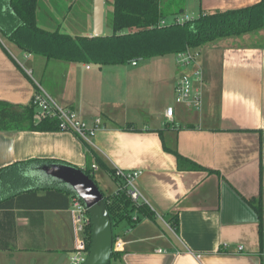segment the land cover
<instances>
[{
	"label": "crops",
	"instance_id": "crops-1",
	"mask_svg": "<svg viewBox=\"0 0 264 264\" xmlns=\"http://www.w3.org/2000/svg\"><path fill=\"white\" fill-rule=\"evenodd\" d=\"M260 1L186 0L184 15L195 19ZM188 3L192 14L186 10ZM93 13L94 0H39L38 26L49 32L59 28L73 37H94ZM17 25L8 0H0V103L30 107L39 85L58 105L73 109L90 125L102 120L93 148L111 172H141L136 187L156 217L143 218L134 227L125 222L118 226L116 233L124 245L115 264H264V29L198 48L203 71V83L195 84L203 100L198 111L175 103L181 74L176 55L114 66L48 60L9 41ZM105 26L104 22L103 35H111ZM169 107L174 108L172 119L166 117ZM172 151L201 169L188 168L189 162L181 168ZM87 152L68 132H0V169L31 160L84 169ZM43 167L33 166L24 175L34 186L64 185L46 177ZM97 170L93 175L99 186ZM104 171L114 182L109 188L112 196L119 182ZM12 182V176L4 175L0 191L7 194L11 185L16 188ZM258 198L262 226L251 203ZM43 214L44 252L21 250L25 244L35 246L25 235L18 249L2 253L39 254V264L69 253L74 247L69 210ZM166 215L177 217L178 233L166 223ZM17 223L26 226L30 220Z\"/></svg>",
	"mask_w": 264,
	"mask_h": 264
},
{
	"label": "trees",
	"instance_id": "trees-1",
	"mask_svg": "<svg viewBox=\"0 0 264 264\" xmlns=\"http://www.w3.org/2000/svg\"><path fill=\"white\" fill-rule=\"evenodd\" d=\"M8 2L18 23L16 29L8 35V39L23 52L48 60L100 66L129 65L155 57L178 55L188 49L202 48L222 39L240 37L264 29V0L251 7L202 13L184 24L170 23L166 26H160V23L184 14L185 0H112V33L99 37H73L60 32L59 28L55 32L43 30L38 26L39 0H8ZM25 130L58 131V126L57 122L51 119L36 123L33 104L22 109L0 103V132ZM83 144L88 151V164L83 169L84 173L95 181L92 166L96 164L114 178L115 171L111 172L104 165L97 157L94 148ZM172 152L181 168L183 164L189 162L178 152ZM54 164L65 165L57 161L31 160L0 169V180L4 175H10L13 178L11 184L16 185V188L11 185V190L7 194H3V190L0 191V252L18 249V244L25 235L35 242V246L25 244L21 250L45 251L43 211L69 210L76 195L65 185L34 186L24 172L33 166ZM187 167L201 169L190 162ZM101 192L103 193L102 190ZM103 195L113 222L115 237L118 236L116 230L121 223L125 222L129 227H134L143 218L156 217L146 204H135L126 190L118 189L112 196L104 193ZM251 203L262 226V200L254 199ZM163 218L173 231L178 233L177 217L166 215ZM18 219H29L30 225H18ZM38 237H41V243L38 242ZM91 241L92 225L88 229L89 250ZM122 255V252H114L111 262L121 259Z\"/></svg>",
	"mask_w": 264,
	"mask_h": 264
},
{
	"label": "built area",
	"instance_id": "built-area-1",
	"mask_svg": "<svg viewBox=\"0 0 264 264\" xmlns=\"http://www.w3.org/2000/svg\"><path fill=\"white\" fill-rule=\"evenodd\" d=\"M193 20L186 15L174 17L171 21L165 20L160 26H166L170 23L184 24ZM200 51L198 49H188L187 51L176 55V62L180 71V77L175 89V103L177 105H185L198 111L202 110L203 100L201 89L196 87V83H203V71L199 66L198 58ZM136 64V63H134ZM90 68V67H88ZM31 75V72H28ZM34 106L36 123L44 120H55L57 122L58 131L68 132L77 136L83 143L94 147L93 137L102 128V120L96 119L92 125L85 122L76 111L69 107L58 105L39 85L32 99ZM174 108L169 107L166 110V117L173 118ZM94 170L99 168L98 165L92 166ZM114 178L120 182L118 189L126 190L129 198L137 205L145 204V200L136 187V181L141 175L140 171H123L114 169ZM118 191V190H117ZM69 214L72 223L74 247L67 253L64 264H84L89 248H88V229L92 225L91 217L85 204L75 196L72 200ZM123 241L119 235L114 240V252H121ZM243 248L240 247L239 251Z\"/></svg>",
	"mask_w": 264,
	"mask_h": 264
},
{
	"label": "water",
	"instance_id": "water-1",
	"mask_svg": "<svg viewBox=\"0 0 264 264\" xmlns=\"http://www.w3.org/2000/svg\"><path fill=\"white\" fill-rule=\"evenodd\" d=\"M105 5L106 0H94V37L104 34ZM42 171L54 182L64 184L88 209L92 221V241L84 264H110L115 233L107 203L97 183L78 167L54 164L44 166ZM66 257L67 253H64L54 262L46 259L44 264H63Z\"/></svg>",
	"mask_w": 264,
	"mask_h": 264
},
{
	"label": "rangeland",
	"instance_id": "rangeland-1",
	"mask_svg": "<svg viewBox=\"0 0 264 264\" xmlns=\"http://www.w3.org/2000/svg\"><path fill=\"white\" fill-rule=\"evenodd\" d=\"M111 3H112V0H106L105 33H109V34L112 33V25H111L112 5H111ZM187 5L188 6H187L186 10H188L190 12V14H192L191 13L192 12V10H191L192 5L189 3ZM183 7H184V9L186 8V0H185ZM169 20L171 21L172 19H169ZM2 40H3L4 44L7 46V48L9 49V51L12 52L22 63H24L23 57L18 54V50L11 43H9L6 39L3 38ZM95 174H96V178L98 180H100L99 186L103 190L104 194L109 195L111 193V189H109V188H111V185H113L114 182H111V179L108 176V174L101 168H98V170ZM103 180L106 183H104ZM100 182H102V183H100ZM115 188H116V186H115ZM67 215L69 216L70 214H67ZM71 227H72V225H71ZM38 255L39 254L27 255V254L18 253V252H10V253L0 252V264H32L33 261L35 262V264H39V261L37 260V258H40V256H38ZM46 259H50V258H46ZM42 264H44L43 261H42ZM110 264H115V261L112 260V262Z\"/></svg>",
	"mask_w": 264,
	"mask_h": 264
},
{
	"label": "flooded vegetation",
	"instance_id": "flooded-vegetation-1",
	"mask_svg": "<svg viewBox=\"0 0 264 264\" xmlns=\"http://www.w3.org/2000/svg\"><path fill=\"white\" fill-rule=\"evenodd\" d=\"M46 260V258L43 260V262ZM63 264H64V262H63Z\"/></svg>",
	"mask_w": 264,
	"mask_h": 264
}]
</instances>
